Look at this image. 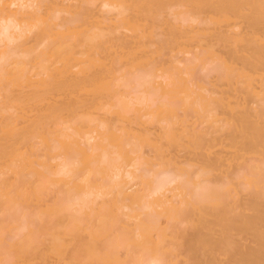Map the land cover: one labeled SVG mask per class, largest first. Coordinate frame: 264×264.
Listing matches in <instances>:
<instances>
[{
	"label": "bare ground",
	"instance_id": "1",
	"mask_svg": "<svg viewBox=\"0 0 264 264\" xmlns=\"http://www.w3.org/2000/svg\"><path fill=\"white\" fill-rule=\"evenodd\" d=\"M0 264H264V0H0Z\"/></svg>",
	"mask_w": 264,
	"mask_h": 264
}]
</instances>
